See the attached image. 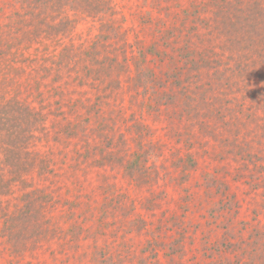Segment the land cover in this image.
Here are the masks:
<instances>
[{
  "label": "trees",
  "instance_id": "obj_1",
  "mask_svg": "<svg viewBox=\"0 0 264 264\" xmlns=\"http://www.w3.org/2000/svg\"><path fill=\"white\" fill-rule=\"evenodd\" d=\"M123 1L0 0V264H264V0Z\"/></svg>",
  "mask_w": 264,
  "mask_h": 264
},
{
  "label": "rangeland",
  "instance_id": "obj_2",
  "mask_svg": "<svg viewBox=\"0 0 264 264\" xmlns=\"http://www.w3.org/2000/svg\"><path fill=\"white\" fill-rule=\"evenodd\" d=\"M123 2H124V4H126V1H125V0H124ZM127 14H129V12H127ZM152 28H153V27H152ZM152 28H151V29H152ZM166 28H167V27L162 26V29H166Z\"/></svg>",
  "mask_w": 264,
  "mask_h": 264
}]
</instances>
